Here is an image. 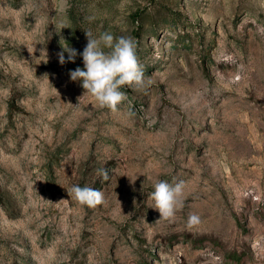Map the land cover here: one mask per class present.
<instances>
[{
	"label": "rangeland",
	"instance_id": "1",
	"mask_svg": "<svg viewBox=\"0 0 264 264\" xmlns=\"http://www.w3.org/2000/svg\"><path fill=\"white\" fill-rule=\"evenodd\" d=\"M89 29L134 38L151 81L117 110L59 62ZM0 264H264V0H0Z\"/></svg>",
	"mask_w": 264,
	"mask_h": 264
},
{
	"label": "clouds",
	"instance_id": "2",
	"mask_svg": "<svg viewBox=\"0 0 264 264\" xmlns=\"http://www.w3.org/2000/svg\"><path fill=\"white\" fill-rule=\"evenodd\" d=\"M87 44L82 53L71 47H63L57 55L63 65L67 61H75L79 54L83 58V68L77 67L70 71V79L78 81L85 92L95 97L99 106L117 110L126 99L122 91L125 85L138 90H146L151 83L145 76L137 55V41L131 36H114L109 31L94 35L92 30H85ZM65 52L68 56L65 57ZM84 92V93H85ZM131 116V113H128ZM104 178L108 173L104 171ZM150 193L154 207L158 209L161 218L173 219L177 212L184 207L185 191L182 183L172 185L166 180L154 184ZM71 195L81 204L95 207L104 200L101 190L74 184ZM200 217L193 213L188 217L189 225L199 223Z\"/></svg>",
	"mask_w": 264,
	"mask_h": 264
}]
</instances>
